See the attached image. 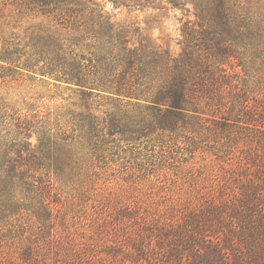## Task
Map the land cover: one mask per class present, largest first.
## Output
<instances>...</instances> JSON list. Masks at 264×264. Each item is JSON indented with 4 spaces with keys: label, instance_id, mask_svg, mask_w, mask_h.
Returning <instances> with one entry per match:
<instances>
[{
    "label": "trees",
    "instance_id": "1",
    "mask_svg": "<svg viewBox=\"0 0 264 264\" xmlns=\"http://www.w3.org/2000/svg\"><path fill=\"white\" fill-rule=\"evenodd\" d=\"M29 1L77 38L65 46L54 32L50 45L34 46L29 62L5 70L76 86L85 111L72 116L94 146L104 130L173 129L185 120L234 129L228 140L244 146L215 156L217 171L202 178L210 181L205 190L164 196L160 209L117 210L108 218L113 238L78 216L72 224L78 239L64 242L63 228L55 225L54 187L35 171L77 165L62 149L70 137L49 128L32 145L31 131L43 128V118L15 113L12 140L0 133V264H264V0H189L197 14L183 30L177 56L146 44L138 26L111 23L102 13L107 2L136 9L152 0ZM185 1L166 3L183 9ZM231 61L242 76L227 72L224 63ZM248 78H257L253 96L244 90ZM97 98L114 108H94ZM22 209L35 214L26 229L10 222Z\"/></svg>",
    "mask_w": 264,
    "mask_h": 264
},
{
    "label": "rangeland",
    "instance_id": "2",
    "mask_svg": "<svg viewBox=\"0 0 264 264\" xmlns=\"http://www.w3.org/2000/svg\"><path fill=\"white\" fill-rule=\"evenodd\" d=\"M152 1L153 4H143L136 9L113 8L107 2L102 13L109 14L111 23L138 26L146 44L177 56L184 39L183 30L192 26L197 11L189 0L185 1L183 9L173 8L167 0ZM161 7L163 9L158 10ZM54 32L63 39L65 46L77 38L73 31L60 28L51 17L32 9L29 0H0V114L8 117L7 123L0 119V133L7 134L6 141L12 140L16 113L15 116L21 118L31 119L36 115L43 118V128L31 131L32 145H37L41 131L49 128L52 132H58L60 128L70 137L62 149L69 159L77 161V165L72 164L63 171L53 168L35 171L36 175L41 172L43 178H49L54 187L57 196L54 199L58 201L54 207L60 210L55 225L63 228L64 242L78 239L79 232L72 226L76 225L78 216H85L86 224L93 221L103 227L112 237L115 227L108 218L117 210L130 207L141 212L160 209L164 206V196H186L187 190L194 186L205 190L210 181L202 178L208 172L217 171L213 164L215 156L237 153V148L244 146L240 140H228L234 129L224 132L220 125L193 120L179 121L173 129H161L156 125L145 131L125 128L110 135L104 130L103 139L94 146L77 127L79 117L72 116L85 111L76 86L50 77L33 80L30 74L22 75L23 71L18 69L14 72L5 70L29 62L34 46L50 45ZM84 48L75 47L74 50L87 54ZM8 60L13 61L8 63ZM224 66L229 74L242 76L236 61L225 62ZM248 79L244 90L253 96L257 91V78ZM91 102L102 112L114 108L111 100L97 98ZM131 115L139 117L137 113ZM229 157L228 154V161ZM200 178L202 180H198ZM34 215L22 209L10 216V222L26 229L35 220ZM123 225L121 223L118 230L124 233Z\"/></svg>",
    "mask_w": 264,
    "mask_h": 264
}]
</instances>
